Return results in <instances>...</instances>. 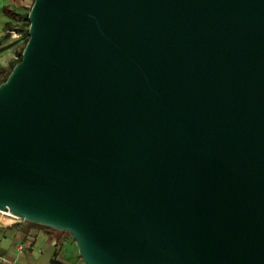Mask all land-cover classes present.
<instances>
[{"label": "water", "instance_id": "obj_1", "mask_svg": "<svg viewBox=\"0 0 264 264\" xmlns=\"http://www.w3.org/2000/svg\"><path fill=\"white\" fill-rule=\"evenodd\" d=\"M0 83V210L84 264H264V0H34Z\"/></svg>", "mask_w": 264, "mask_h": 264}, {"label": "crops", "instance_id": "obj_2", "mask_svg": "<svg viewBox=\"0 0 264 264\" xmlns=\"http://www.w3.org/2000/svg\"><path fill=\"white\" fill-rule=\"evenodd\" d=\"M21 0H0V69L13 60L17 39L9 31L17 30L15 22L3 8L20 13ZM14 28L7 30L6 23ZM0 264H84L77 248L68 243L62 233L33 223L0 220Z\"/></svg>", "mask_w": 264, "mask_h": 264}, {"label": "rangeland", "instance_id": "obj_3", "mask_svg": "<svg viewBox=\"0 0 264 264\" xmlns=\"http://www.w3.org/2000/svg\"><path fill=\"white\" fill-rule=\"evenodd\" d=\"M34 0H21L20 2V14L22 16V20L21 21H18V22H15V26L18 28L17 30H21V31H24L25 30V25L24 24V21H25V18L27 17L28 15V12L30 10V7L32 5ZM10 35V34H9ZM26 39V34H24L22 37L20 38H17V46L15 48V54H14V57L13 59H16L17 57V53L22 49V47L24 46V41ZM1 215V214H0ZM9 217V216H8ZM1 221H6L8 222V219L7 220H4L2 219ZM1 223V222H0ZM21 223H28L26 221H22ZM37 225V224H35ZM40 227H44V226H41V225H38ZM62 237L68 242V243H74L73 239H72V236L67 233V232H62Z\"/></svg>", "mask_w": 264, "mask_h": 264}, {"label": "trees", "instance_id": "obj_4", "mask_svg": "<svg viewBox=\"0 0 264 264\" xmlns=\"http://www.w3.org/2000/svg\"><path fill=\"white\" fill-rule=\"evenodd\" d=\"M3 12H4V14H5L7 17H9V18H10L11 20H13V21L18 22V21H21V20H22V16H21V14L18 13V12H16V11H14V10H12V9H10L8 6H5V7L3 8ZM24 24H26V25H25L26 39H25V41H24V45H25V43H26V41H27V38H28L27 29H28V26H29V21H28V18H27V17L25 18ZM5 27H6L7 30H11V29L14 28V26H13L10 22H9V23H6ZM17 29H18V28H17ZM23 47H24V46H23ZM23 47H22V49H23ZM22 49L17 53V57H16V59H13V60L9 63L8 67L0 69V83L3 82V81L6 79L7 75H8L9 72L11 71L12 67L14 66V64H15L16 62H18V61L21 59ZM49 229H50V228H49ZM61 233H62V232H61Z\"/></svg>", "mask_w": 264, "mask_h": 264}, {"label": "built area", "instance_id": "obj_5", "mask_svg": "<svg viewBox=\"0 0 264 264\" xmlns=\"http://www.w3.org/2000/svg\"><path fill=\"white\" fill-rule=\"evenodd\" d=\"M9 34H10L11 37L17 39V38L22 37L24 34H26V30H24V31H21V30H11V31H9ZM9 219L11 221L15 222V223L16 222L17 223L22 222V220H20L18 217H12L11 216V217H9Z\"/></svg>", "mask_w": 264, "mask_h": 264}, {"label": "bare ground", "instance_id": "obj_6", "mask_svg": "<svg viewBox=\"0 0 264 264\" xmlns=\"http://www.w3.org/2000/svg\"><path fill=\"white\" fill-rule=\"evenodd\" d=\"M0 220L4 219V220H9V217H16L15 215L11 214L9 211H3L0 210ZM9 216V217H8Z\"/></svg>", "mask_w": 264, "mask_h": 264}]
</instances>
